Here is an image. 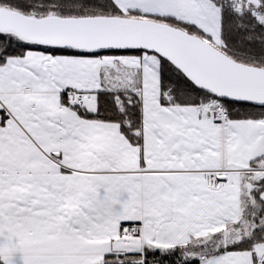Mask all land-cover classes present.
I'll return each mask as SVG.
<instances>
[{
  "label": "snow or ice",
  "instance_id": "6c2138e0",
  "mask_svg": "<svg viewBox=\"0 0 264 264\" xmlns=\"http://www.w3.org/2000/svg\"><path fill=\"white\" fill-rule=\"evenodd\" d=\"M0 264H264V0H0Z\"/></svg>",
  "mask_w": 264,
  "mask_h": 264
}]
</instances>
